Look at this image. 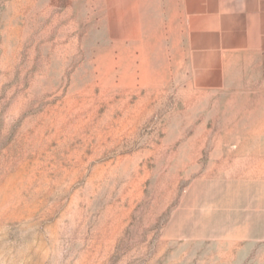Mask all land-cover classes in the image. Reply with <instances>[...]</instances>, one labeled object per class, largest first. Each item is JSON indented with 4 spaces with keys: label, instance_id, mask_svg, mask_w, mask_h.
I'll return each instance as SVG.
<instances>
[{
    "label": "rangeland",
    "instance_id": "1",
    "mask_svg": "<svg viewBox=\"0 0 264 264\" xmlns=\"http://www.w3.org/2000/svg\"><path fill=\"white\" fill-rule=\"evenodd\" d=\"M226 63L179 0H0V264H264V54Z\"/></svg>",
    "mask_w": 264,
    "mask_h": 264
},
{
    "label": "crops",
    "instance_id": "2",
    "mask_svg": "<svg viewBox=\"0 0 264 264\" xmlns=\"http://www.w3.org/2000/svg\"><path fill=\"white\" fill-rule=\"evenodd\" d=\"M179 1L190 61L201 68L200 82L219 81L235 54H264V0Z\"/></svg>",
    "mask_w": 264,
    "mask_h": 264
},
{
    "label": "bare ground",
    "instance_id": "3",
    "mask_svg": "<svg viewBox=\"0 0 264 264\" xmlns=\"http://www.w3.org/2000/svg\"><path fill=\"white\" fill-rule=\"evenodd\" d=\"M217 208V207H216ZM247 231V230H246Z\"/></svg>",
    "mask_w": 264,
    "mask_h": 264
}]
</instances>
